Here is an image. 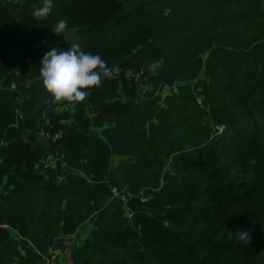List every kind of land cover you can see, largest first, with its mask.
<instances>
[{
	"label": "trees",
	"instance_id": "1",
	"mask_svg": "<svg viewBox=\"0 0 264 264\" xmlns=\"http://www.w3.org/2000/svg\"><path fill=\"white\" fill-rule=\"evenodd\" d=\"M37 2H0V264H46L88 221L70 264H264V0H53L41 21ZM72 43L115 78L56 103L40 60ZM47 119L62 137L39 142ZM50 154L67 167L44 169Z\"/></svg>",
	"mask_w": 264,
	"mask_h": 264
},
{
	"label": "clouds",
	"instance_id": "2",
	"mask_svg": "<svg viewBox=\"0 0 264 264\" xmlns=\"http://www.w3.org/2000/svg\"><path fill=\"white\" fill-rule=\"evenodd\" d=\"M52 8L53 0H38L33 5L31 15L36 21L46 20ZM67 28V20L59 19L52 27V31L60 36ZM40 64L43 85L56 103L82 102L88 96V89L99 87L104 80L115 78L114 70L108 67L101 55L84 52L78 43H72L67 51L53 47L44 54ZM64 122L61 121V123ZM248 163L254 166L256 161L252 158ZM239 170V165L232 168L233 174ZM237 238L248 244L251 240L247 231L239 232Z\"/></svg>",
	"mask_w": 264,
	"mask_h": 264
},
{
	"label": "rangeland",
	"instance_id": "3",
	"mask_svg": "<svg viewBox=\"0 0 264 264\" xmlns=\"http://www.w3.org/2000/svg\"><path fill=\"white\" fill-rule=\"evenodd\" d=\"M67 35L70 36V33H68ZM39 44L40 42L37 41L34 45H31L24 50L12 49L10 54L11 56L9 70L14 73L26 71L29 68L30 53L33 52ZM156 65L157 64L153 65L151 68L155 69ZM145 85L146 84H144L143 87L140 88L141 91L139 92H141L142 94L147 91V87ZM171 90L172 89L169 86H165L161 91L157 92V96L163 99L170 93ZM200 102L201 101H199V103ZM38 141L45 142V138L39 135ZM90 222L91 221L84 223L74 235L67 236L65 238V246L60 249L59 252L57 251L58 253H56L53 260L47 262L46 264H70L72 262V253L75 248L82 245L89 236L91 227Z\"/></svg>",
	"mask_w": 264,
	"mask_h": 264
},
{
	"label": "built area",
	"instance_id": "4",
	"mask_svg": "<svg viewBox=\"0 0 264 264\" xmlns=\"http://www.w3.org/2000/svg\"><path fill=\"white\" fill-rule=\"evenodd\" d=\"M0 2H6L10 5H18L22 2V0H0ZM127 75H131L132 76V71H128ZM136 78H138L140 76V73L135 75ZM11 89L16 90L17 89V85L16 83H12L9 86ZM20 117L22 118L23 116L20 115ZM50 124V120L47 119L46 123L43 124V126L40 125V132L39 135L42 136L43 138L50 140V141H57L58 139H60L62 137V131L58 130V131H51L49 129L46 128V125ZM225 129V125H217L216 126V133L217 134H221ZM64 159V155L60 154L58 156H55L54 154H50L48 155L45 160H44V169L50 168V167H56L59 164L63 167L66 168L67 167V163L65 161H63ZM66 176L64 174L59 175L58 176V182H63L65 180ZM164 185V181H161V186L162 187ZM111 192H112V196L111 198H117L120 201H122V203L129 207V204L131 202V199L133 197V195L124 189H121L119 186L117 185H111ZM136 196L140 199V201L142 203H147L150 202L152 199V194L149 193L147 191L146 188L141 189ZM127 213L129 217L132 216V211L130 208L127 209ZM18 233V232H17ZM18 238L19 239H25L23 237H21V235L18 233Z\"/></svg>",
	"mask_w": 264,
	"mask_h": 264
},
{
	"label": "water",
	"instance_id": "5",
	"mask_svg": "<svg viewBox=\"0 0 264 264\" xmlns=\"http://www.w3.org/2000/svg\"><path fill=\"white\" fill-rule=\"evenodd\" d=\"M126 215H128V213L126 212Z\"/></svg>",
	"mask_w": 264,
	"mask_h": 264
}]
</instances>
